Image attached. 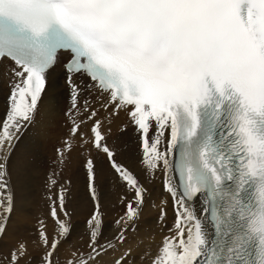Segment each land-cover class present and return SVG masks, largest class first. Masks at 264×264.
Returning a JSON list of instances; mask_svg holds the SVG:
<instances>
[{
	"label": "snow or ice",
	"instance_id": "obj_1",
	"mask_svg": "<svg viewBox=\"0 0 264 264\" xmlns=\"http://www.w3.org/2000/svg\"><path fill=\"white\" fill-rule=\"evenodd\" d=\"M61 62L67 134L41 218L36 151L18 148ZM0 94V264H264V0H0Z\"/></svg>",
	"mask_w": 264,
	"mask_h": 264
},
{
	"label": "bare ground",
	"instance_id": "obj_2",
	"mask_svg": "<svg viewBox=\"0 0 264 264\" xmlns=\"http://www.w3.org/2000/svg\"><path fill=\"white\" fill-rule=\"evenodd\" d=\"M50 80L55 85L50 87L49 92L45 93V99L41 103V113L38 114L36 125L30 127L24 134L19 151H36L35 171L30 181V188L25 193L29 200L33 202V215L43 217V210L45 209L42 197L44 175L47 171L53 170V161H55L56 148L59 147L60 142L67 134L66 118L63 113L66 112L69 105V92L65 83V71L62 68V63L57 64L56 68L51 74ZM55 94L59 103L55 111H50L46 108L49 101V96ZM4 112V97L0 94V115ZM124 120V114L121 113L120 118L114 123L113 128ZM123 158H127V153ZM64 176L70 177L72 180V197L69 203V209L74 210L73 222L77 225V230L82 231L84 221L89 210V204L86 193V175L80 167L79 158L76 153H73L72 161L64 168ZM16 178L14 177V180ZM157 188L154 190V197L158 195L159 181L156 182ZM17 194H20V185L17 183ZM117 188L115 181L111 175H108L103 185V195L106 204L105 207V221L110 222L116 215V212L111 208V201H114ZM157 203L159 200L157 199ZM40 209V210H39ZM41 209H43L41 211ZM45 211V210H44ZM148 215H155V212L145 210ZM15 218V217H14ZM173 219L172 209H168V224L170 225ZM51 223H49V230H51ZM159 239V234L157 235ZM63 257H61L62 259Z\"/></svg>",
	"mask_w": 264,
	"mask_h": 264
},
{
	"label": "rangeland",
	"instance_id": "obj_3",
	"mask_svg": "<svg viewBox=\"0 0 264 264\" xmlns=\"http://www.w3.org/2000/svg\"><path fill=\"white\" fill-rule=\"evenodd\" d=\"M53 156H55L54 159L56 160V155L54 154ZM39 210H40V209H39ZM42 210H43V209H41V211H42ZM44 210L46 211V209H44ZM44 210H43V212H45Z\"/></svg>",
	"mask_w": 264,
	"mask_h": 264
}]
</instances>
